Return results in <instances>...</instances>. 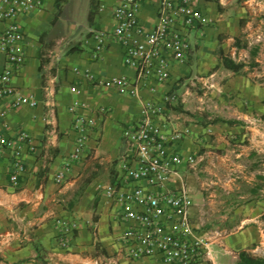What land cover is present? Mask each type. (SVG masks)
<instances>
[{
  "label": "crops",
  "instance_id": "obj_1",
  "mask_svg": "<svg viewBox=\"0 0 264 264\" xmlns=\"http://www.w3.org/2000/svg\"><path fill=\"white\" fill-rule=\"evenodd\" d=\"M117 1L96 0L91 4L86 0L80 20L74 12L67 11L68 0L58 4L56 0H39L38 8L17 18L24 62L13 73L11 85L16 94L32 97L36 104L13 107L10 96L0 99V131L20 146L24 164L18 183L12 185V149L0 151V264H101V257L106 260L103 264H165L157 256L132 259L127 255L119 236L132 222L118 219L117 207L103 197L98 185L113 180L121 157L128 150L122 129L138 117L141 98L159 100L168 91L177 96L170 106L176 125L190 129L176 147L182 155H194L197 161L194 167L179 165L192 200V225L197 233L205 235L200 226L207 220L237 221L233 230L223 233L219 228L209 232L211 260L202 264H234L239 250L248 251L257 243L264 245V198L256 197L260 188L250 182L253 175L245 179L243 174L234 173L235 167L220 159L213 162L212 146H222L227 134L223 132L237 129L225 122L204 124L178 111L187 97L186 83H212L216 75L229 70L220 64L219 48L240 61L243 49H247L248 56L249 49L257 47L250 46L253 34H247L243 41L242 32L245 26L253 32L250 26L257 20V27L264 28V0H194L207 21L188 32L191 51L187 60L176 66L167 82L155 84V91L145 87L136 96L103 85L111 77H134V70L122 62L121 46L116 41L108 38L105 47L94 56L92 33L112 28V7ZM138 18L147 30L151 29L156 22V2L145 0ZM235 38L247 46L237 47ZM254 60L260 61L257 56ZM242 61L246 62L243 58ZM4 62L0 52V71ZM247 68L244 70L248 76L251 69ZM85 72L94 75L97 82ZM242 74H236L230 83L240 82L251 100L262 101L264 110V85L260 91ZM73 102L77 104L75 112L92 116L95 122L89 129L85 157L74 163L63 182L57 184L53 175L76 134L75 112L69 110ZM20 132L29 137V143L19 139ZM99 170L103 180L97 175ZM245 183L250 184L247 192L241 187ZM246 195L250 197L240 201ZM61 217L76 223L69 234H61L56 223ZM61 236L67 237L66 246L61 244Z\"/></svg>",
  "mask_w": 264,
  "mask_h": 264
},
{
  "label": "built area",
  "instance_id": "obj_2",
  "mask_svg": "<svg viewBox=\"0 0 264 264\" xmlns=\"http://www.w3.org/2000/svg\"><path fill=\"white\" fill-rule=\"evenodd\" d=\"M144 1L118 0L112 7V28L92 33L94 56L111 38L121 46L122 62L135 72L132 78L121 75L103 81V85L122 94L136 96L145 87L153 92L155 84L167 82L191 51L188 32L207 21L194 0H148L156 2V22L147 30L138 18ZM39 6V0H0V52L5 61L0 71V99L10 96L13 107L36 104L32 97L13 91L11 77L24 62L18 43L21 33L17 18ZM85 75L97 82L91 73L85 72ZM176 97V93L168 91L159 100L141 98L138 117L122 129L128 150L121 157L113 180L99 184L98 188L117 207L118 219L132 222L119 236L130 258L157 256L165 264H202L211 260L207 246L211 234L197 233L190 220L192 200L179 165L186 163L194 167L197 161L194 155H182L176 147L190 133L188 126H177L170 114ZM76 106L73 102L69 110L75 112ZM73 120L76 134L70 151L53 175L57 184L63 182L74 163L85 157L89 129L95 122L94 117L78 112ZM18 137L29 143V137L23 132ZM2 148L12 149L9 181L16 185L18 174L24 169L22 150L0 131V151ZM56 223L64 235L76 225L64 217ZM60 242L66 246L67 237L61 236Z\"/></svg>",
  "mask_w": 264,
  "mask_h": 264
},
{
  "label": "rangeland",
  "instance_id": "obj_3",
  "mask_svg": "<svg viewBox=\"0 0 264 264\" xmlns=\"http://www.w3.org/2000/svg\"><path fill=\"white\" fill-rule=\"evenodd\" d=\"M85 1L68 0L66 9L69 13L74 12L76 19L81 17L83 19L81 7L85 5ZM257 22L258 20L253 21L250 26L253 28V32H249L250 29L245 26V30L242 32V40L245 41L247 34H253L254 40L250 46H257L258 53L256 56L260 61H257V65L249 71L248 76L246 75L247 72L242 75L249 78V81L261 91L264 85V46L261 45L264 42V28L257 27ZM249 40L251 41V38ZM246 50L243 49L241 51L240 61H242V58L246 62L250 60L249 55H246ZM232 78L235 79L236 74L229 70H223L214 77L212 83H186L185 86L189 88L185 94L187 97L184 98L185 100L181 103L182 106H179L178 111L182 112L186 117L200 119L201 123L204 124H222L223 122L219 120L221 118L237 121L232 124L233 128L237 130L223 132L227 133L223 136V145L212 146L213 156H215L213 162L216 163L217 159H220V162L235 167L234 173L243 174L245 179L253 175V179H250V182H256L260 188L256 197L264 198V110H261L262 101H256L257 103H255L251 100L250 96L243 90L240 82L230 83ZM182 93H180L181 95L179 94V98H182ZM237 153L238 155L236 156L235 154ZM97 173L99 179L103 180L101 171L99 170ZM202 174L199 172L201 177H205ZM249 185L247 183L242 184L243 191L247 192ZM248 197L250 196L246 195L240 201L247 200ZM262 218L264 219V214ZM236 223L237 221L234 219L226 221L219 219L207 220L200 228L208 232V235L210 231H218L219 228L223 229V233H225V231L232 229V226H236ZM249 248L250 250L248 251L251 254L264 256V245L257 243L249 246ZM105 262L104 257H101V264Z\"/></svg>",
  "mask_w": 264,
  "mask_h": 264
},
{
  "label": "trees",
  "instance_id": "obj_4",
  "mask_svg": "<svg viewBox=\"0 0 264 264\" xmlns=\"http://www.w3.org/2000/svg\"><path fill=\"white\" fill-rule=\"evenodd\" d=\"M63 0H56L57 4L59 2H61ZM91 4L95 3L96 0H90ZM92 15V8L89 10L88 13V18L90 19ZM264 17V14H263ZM235 45L237 47L240 46H247L246 43H239L238 38H235ZM218 53V57H219V61L222 67L229 69L230 71H232L235 74H241L244 73V67L247 66V70H250L253 66L257 65V62L254 60V57L257 54V47L252 46L249 49V58L250 60L248 62H244V61H235L233 58H231L228 54L224 53L220 48L217 50ZM222 122H225L227 124H234L235 120H231V119H219ZM35 248H37L35 246ZM99 248V243L96 242L95 243V249ZM100 251L105 254L104 249H100ZM234 264H264V256H259V255H253L251 254L249 251H247L246 249H242L239 250L237 253V260L235 261Z\"/></svg>",
  "mask_w": 264,
  "mask_h": 264
}]
</instances>
